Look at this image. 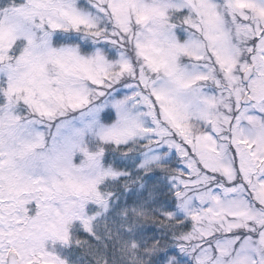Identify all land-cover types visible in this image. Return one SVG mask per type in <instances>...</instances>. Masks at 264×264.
<instances>
[{
	"label": "snow or ice",
	"instance_id": "snow-or-ice-1",
	"mask_svg": "<svg viewBox=\"0 0 264 264\" xmlns=\"http://www.w3.org/2000/svg\"><path fill=\"white\" fill-rule=\"evenodd\" d=\"M0 264H264V0H0Z\"/></svg>",
	"mask_w": 264,
	"mask_h": 264
}]
</instances>
